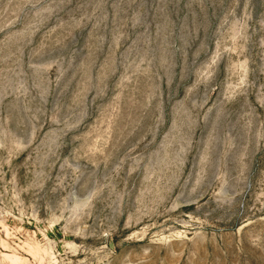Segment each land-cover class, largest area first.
Returning a JSON list of instances; mask_svg holds the SVG:
<instances>
[{
  "label": "rangeland",
  "instance_id": "obj_1",
  "mask_svg": "<svg viewBox=\"0 0 264 264\" xmlns=\"http://www.w3.org/2000/svg\"><path fill=\"white\" fill-rule=\"evenodd\" d=\"M0 264H264V0H0Z\"/></svg>",
  "mask_w": 264,
  "mask_h": 264
}]
</instances>
